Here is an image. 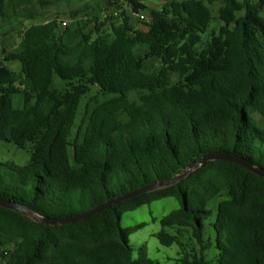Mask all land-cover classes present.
<instances>
[{
	"label": "trees",
	"instance_id": "16d2710c",
	"mask_svg": "<svg viewBox=\"0 0 264 264\" xmlns=\"http://www.w3.org/2000/svg\"><path fill=\"white\" fill-rule=\"evenodd\" d=\"M12 1L34 18L29 0ZM218 1L160 0L149 21L140 20L144 29L129 13L147 8L140 0H108L115 10L96 22L26 27L20 49L0 61V141L31 145L30 162L0 157V199L66 218L180 176L208 153L264 168V127L255 116H264V0H223L212 27ZM166 197L179 207L154 236L180 247L177 264H209L206 221L215 209L216 264H264V177L229 160L208 161L176 184L74 223H38L0 206L2 263L155 264L135 257L122 217ZM183 227L199 251L167 231Z\"/></svg>",
	"mask_w": 264,
	"mask_h": 264
},
{
	"label": "rangeland",
	"instance_id": "374dc122",
	"mask_svg": "<svg viewBox=\"0 0 264 264\" xmlns=\"http://www.w3.org/2000/svg\"><path fill=\"white\" fill-rule=\"evenodd\" d=\"M147 6L146 9L135 13L130 10L131 21L135 27L144 29L145 26L140 22V15L149 16L152 9L160 8V0H140ZM224 5V1L220 0L210 7L216 22L212 27L219 25L218 16L219 10ZM35 14L34 18L28 19L22 16L24 11L22 8L16 9L12 0H8L3 10L0 9V61L8 52H14L20 49L23 30L31 24L46 23L48 21L58 19L65 21L67 25L77 22H83L86 19L95 21V17L101 20L106 18V14H112L114 7H108V0H29L26 6ZM110 22L107 21L106 27H109ZM6 65L19 71L21 66L17 62H5ZM149 67L154 68V60L147 62ZM23 103L22 95L14 96V106L21 107ZM259 124L264 127V116L255 115ZM30 149L18 148L13 143L0 141V157L2 160H10L18 166H25L30 162ZM215 202V201H214ZM179 207V203L172 197H166L160 200L153 201L150 205H143L135 210L126 211L122 217V224L130 230V243L134 248L136 258L146 255L155 261V264H177L179 258L180 247L177 244L172 246L163 245L159 239L154 236L156 232L162 229L160 219L170 213L172 210ZM216 208V202L212 205ZM157 218L154 220L153 218ZM216 217V209L212 217L206 221L205 240L207 249L205 256L209 264H216L219 256V250L214 242L215 235L211 227ZM140 224H145L138 228ZM167 231L173 234H178L185 245L186 251H194L200 249L199 244L192 235L190 228H167ZM5 250H9L10 246H5ZM3 257L0 253V264Z\"/></svg>",
	"mask_w": 264,
	"mask_h": 264
},
{
	"label": "water",
	"instance_id": "95a60500",
	"mask_svg": "<svg viewBox=\"0 0 264 264\" xmlns=\"http://www.w3.org/2000/svg\"><path fill=\"white\" fill-rule=\"evenodd\" d=\"M213 160H229L232 162H236V163H238L244 167H247L250 170L254 171L255 173L264 177V168H262L260 166H256L253 162H250L245 158H241L237 155H234V154H231L228 152L227 153H208V154L204 155L203 157H201L200 159L194 161L193 164H189L187 170L180 176H177L175 178L168 179V180H162V181L154 182L152 184H149V185L144 186L142 188H139L137 190L128 192L125 195L120 196L116 199H113V200L105 202L101 205H98V206L92 208L91 210H89L83 214L76 215V216H71V217H66V218H49V217H45V216L38 214L33 209H31L27 206L20 205V204L14 203V202H10V201L4 200V199H0V206L19 211V212L23 213L24 215H27V216L33 218L38 223L50 224V225H54V226L59 225V224L74 223V222H77V221H80L83 219H87L93 215H96V214L102 212L103 210H105L106 208H108L112 204H118V203H121V202L128 200L130 198L139 196L143 193L152 192L154 190L161 189V188L176 184L177 182L185 179L192 171L200 168L206 162L213 161Z\"/></svg>",
	"mask_w": 264,
	"mask_h": 264
},
{
	"label": "built area",
	"instance_id": "2783aa9c",
	"mask_svg": "<svg viewBox=\"0 0 264 264\" xmlns=\"http://www.w3.org/2000/svg\"><path fill=\"white\" fill-rule=\"evenodd\" d=\"M140 18L143 19V20L149 21V17L146 16V15L141 14V15H140ZM62 24H63V25H66V22L64 21Z\"/></svg>",
	"mask_w": 264,
	"mask_h": 264
}]
</instances>
